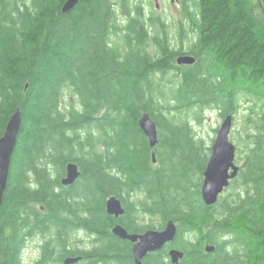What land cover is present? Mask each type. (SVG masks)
Wrapping results in <instances>:
<instances>
[{
	"label": "trees",
	"instance_id": "1",
	"mask_svg": "<svg viewBox=\"0 0 264 264\" xmlns=\"http://www.w3.org/2000/svg\"><path fill=\"white\" fill-rule=\"evenodd\" d=\"M65 1L0 0V136L21 111L0 205V264H23L26 239L48 230L64 243L80 228L105 236L110 195L125 204L123 217L176 220L183 264H264V30L247 1L182 0L176 23L191 29L195 61L181 66L169 41L151 45L143 27L128 50L110 43L116 10L122 30L164 27L154 0H78L62 12ZM66 89L75 104L61 102ZM239 94L247 107L236 150L245 154L206 205L200 190L211 144L188 118L200 121L195 110L207 106L234 115ZM144 112L156 124L153 148L138 123ZM68 162L80 173L64 185ZM105 238L108 253L116 239Z\"/></svg>",
	"mask_w": 264,
	"mask_h": 264
},
{
	"label": "water",
	"instance_id": "2",
	"mask_svg": "<svg viewBox=\"0 0 264 264\" xmlns=\"http://www.w3.org/2000/svg\"><path fill=\"white\" fill-rule=\"evenodd\" d=\"M157 7V0H155ZM175 0H170L174 2ZM78 0H66L62 5V12H67L72 9ZM264 11V8H263ZM195 61L193 55H180L176 58L178 64H192ZM233 122V115L227 114L216 130V135L211 144L210 155L207 159L203 170V180L201 184V197L206 205L214 204L219 195L229 185L230 180L236 177L240 165L235 161L236 146L230 140V132ZM139 126L143 133L147 136L149 146L153 148L157 143V128L155 122L150 117L149 113L144 112L138 120ZM21 124V111L17 108L8 118L3 134L0 136V205L2 202L3 192L6 187L8 171L12 152L14 150L18 131ZM152 161H155L154 151H151ZM79 168L75 162L66 164V174L61 179V183L68 185L73 183L79 176ZM105 209L108 214L119 216L123 213L124 208L118 197L110 195L106 198ZM113 232L121 238H129L140 241L134 246V253L137 261L149 250L159 249L167 241L172 240L176 235V225L172 219L166 222L163 230H148L142 235H131L123 229L122 226L116 225ZM213 245H205L206 251H212ZM169 255L172 262H178L182 257L183 252L178 249H171ZM79 257H67L64 260L65 264H71L77 261Z\"/></svg>",
	"mask_w": 264,
	"mask_h": 264
},
{
	"label": "flooded vegetation",
	"instance_id": "3",
	"mask_svg": "<svg viewBox=\"0 0 264 264\" xmlns=\"http://www.w3.org/2000/svg\"><path fill=\"white\" fill-rule=\"evenodd\" d=\"M175 1H177L178 6L182 7V0H175ZM125 20L126 19L124 18V21ZM143 20L146 22L145 18ZM141 27H143L146 30V35H147L146 42L148 41L151 45L156 46V44H160V41L164 38L166 41H169V45L175 49L176 54L180 53L175 57V63L179 66L189 65L184 63L178 64L176 62V58L178 56L190 55V53L187 52H188V46L193 41L190 40L193 33L191 29L188 27V25L181 28L177 23L170 24L166 22L164 24V27L161 28L154 27L151 25H143V26L130 28L129 30L123 29V43L127 50L130 46L129 44L130 41H133L132 43L133 45L135 44L136 37L141 38L140 36ZM155 38H157V41L154 40ZM148 47L150 48L149 45ZM155 161H152V163L155 164L156 163ZM121 203L124 208V211L119 216L110 214L112 216L111 220L113 221V223L109 228H107L109 232L106 233L105 236L103 233L102 234L95 232L88 233L89 235L92 236V239L90 240V245L86 244L85 246H82L81 244H79V242H81L80 238L78 237H76L75 239L69 238L70 236L77 235L78 231L86 232L82 228L77 229L75 233L69 235L65 243L61 242L60 240L57 241L55 238V234L51 230H48L47 232L41 234L43 237H41L40 241L36 243V248L39 251L37 257L34 260L28 261L27 263H25V261H23V259L21 258L23 264H39V262L40 264H49V263L65 264L64 260L67 257H79L77 261L71 264H183V261L185 260V250L182 249L180 246H178L176 244L177 242H175L177 238V234L179 233V226H178V222L174 219L172 220L176 225L175 237L172 240L165 242L161 248L147 251L140 258L139 260L140 262H138L134 253V246L140 241V238H137L136 240H131L129 238H121L113 232V228L116 225H120L127 232V234L142 235L148 230H163L165 228L166 222L169 219L159 224V218H157L156 216L132 214L123 217V215L126 212V208H125V204L122 201ZM136 203L137 201H132L130 204L135 207ZM133 212L136 213L137 212L136 209ZM121 219L123 221H121ZM186 233H189L188 230L185 231V234ZM34 236L39 237L40 235L36 234ZM110 236L112 237V239L115 238L116 240L114 241V243L111 244L110 252L104 253L103 248L104 246H108L109 242L104 243L103 237L105 240L106 239L105 237L108 238ZM72 239L75 241L70 242V240ZM118 243L122 244L123 248L118 247ZM64 248L65 251L71 248L74 249V251L72 254H66L64 252ZM171 249H178L179 251L183 252L182 257H180L178 259V262L176 263L172 262V259L169 255V251ZM87 251L92 252V254L90 253V257L86 253Z\"/></svg>",
	"mask_w": 264,
	"mask_h": 264
},
{
	"label": "rangeland",
	"instance_id": "4",
	"mask_svg": "<svg viewBox=\"0 0 264 264\" xmlns=\"http://www.w3.org/2000/svg\"><path fill=\"white\" fill-rule=\"evenodd\" d=\"M246 1L250 12L254 14V16L258 19V22L260 23L258 27L264 30V11L262 6L259 4L258 0H246ZM155 2L156 1H154V3ZM174 2H170V0H158L157 7L154 4V8L156 9L157 14L165 18L166 22L170 24H175L177 22L176 20L179 17H181L180 15L181 7L178 6L177 1ZM116 22L118 28L115 30L113 34H111L110 43L112 46L119 47L122 46L123 44V30L120 28L121 26L119 25L121 24L123 25L124 16H121L118 10H116ZM66 90L63 91L64 93L62 94L61 102L63 104H68V103L75 104L77 102L75 94L72 91L69 90L66 91ZM238 103H239V107L237 109V113L233 115V122L230 132L231 141L235 144L236 147L238 145V140L240 144L243 142L242 140H240L241 139L240 134H243L241 129H242L243 121L245 119V113H246L245 109L247 107L246 98L243 97L242 94L238 95ZM195 111H198L197 114L201 118L200 121L193 120V117L188 118L189 125L192 127L193 130L192 133L196 137L203 139V143L205 145L212 144L211 142H213L214 140V137L216 135V130L222 122V117L218 114V110L216 108L210 106ZM187 115H191V112H188ZM181 116L182 118H185L186 114L184 113ZM243 149L244 147L242 146V150L241 151L236 150L235 153V161L238 165L241 164L242 156L245 154V150ZM39 235H40L39 237L32 236L26 239V245L21 254L22 259L23 261H25V263H27L30 260H34L37 257L39 251L36 248V243H38V241H40V238L43 237L41 234ZM191 236L192 235H190L189 233L185 234V237L187 239H190ZM76 237L81 239V242H79V244H81L82 246H85L86 244L90 245V240L92 239V236L89 235L87 232L78 231L77 235L70 236L69 238L75 239ZM73 239L70 240V242L75 241ZM49 264H53V263H49Z\"/></svg>",
	"mask_w": 264,
	"mask_h": 264
}]
</instances>
